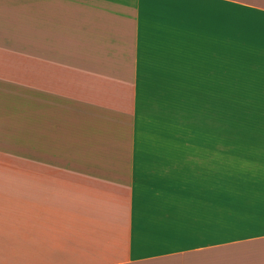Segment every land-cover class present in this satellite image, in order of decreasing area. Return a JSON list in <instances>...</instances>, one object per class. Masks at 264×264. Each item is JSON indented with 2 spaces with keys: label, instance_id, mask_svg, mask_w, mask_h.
Listing matches in <instances>:
<instances>
[{
  "label": "crops",
  "instance_id": "0c3cea01",
  "mask_svg": "<svg viewBox=\"0 0 264 264\" xmlns=\"http://www.w3.org/2000/svg\"><path fill=\"white\" fill-rule=\"evenodd\" d=\"M0 264H264V0H0Z\"/></svg>",
  "mask_w": 264,
  "mask_h": 264
}]
</instances>
